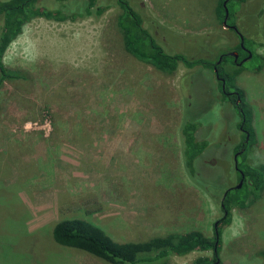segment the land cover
Wrapping results in <instances>:
<instances>
[{
	"label": "rangeland",
	"instance_id": "rangeland-1",
	"mask_svg": "<svg viewBox=\"0 0 264 264\" xmlns=\"http://www.w3.org/2000/svg\"><path fill=\"white\" fill-rule=\"evenodd\" d=\"M127 1L164 53L213 62L237 43L214 14L216 0ZM99 2L108 9L96 18L31 20L4 53V67L23 78L0 89V264H109L56 245L50 233L62 219L86 220L117 243L191 230L210 238L221 192L240 182L238 116L214 74L180 64L162 73L134 59L123 49L114 0ZM233 8L228 22L244 49L246 40L261 43L253 52L263 66L220 67L232 74L242 66L226 89L240 94L247 160L264 172V0ZM184 121L199 124L194 136L206 142L194 161L203 189L182 167ZM219 234L220 264H264V184L252 202L231 209ZM197 257L211 252L161 264Z\"/></svg>",
	"mask_w": 264,
	"mask_h": 264
},
{
	"label": "trees",
	"instance_id": "trees-1",
	"mask_svg": "<svg viewBox=\"0 0 264 264\" xmlns=\"http://www.w3.org/2000/svg\"><path fill=\"white\" fill-rule=\"evenodd\" d=\"M38 1L41 0H0V89L5 82L23 78L18 71L7 70L2 59L8 46L21 34L23 27L31 20L40 18L57 23L74 22L89 16L96 18L108 9V5L101 4L99 0H46L51 4L49 8L43 4L38 5ZM245 1L227 0L225 3L227 29L233 32L237 38L236 28L228 21L233 18L234 5L238 6V4ZM223 2L224 0H216L214 9V14L220 23H222L224 16ZM114 5L119 9L115 25L120 33L123 49L134 59L152 66L162 73L173 72L178 64L186 69L200 67L211 72L213 68L216 69L217 78H215V81L221 93V98L223 101L230 103L238 116L236 117V128L240 132L241 139L234 148V152L239 153L235 156L233 162L237 173V182L240 180L241 185L238 189L233 187L226 189L223 193L221 192L219 201L221 217L214 222L215 227L213 224L210 238L204 237L199 231L191 230L181 233L171 232L142 242L117 243L98 226L83 219L71 218L57 221L52 226L51 239L60 247L82 251L109 264H161L163 260L170 256H184L191 252L207 251L211 252L210 258L197 257L191 264H214L216 261L217 264H220L218 257L220 227L229 224L230 211L233 207L244 208L254 200L264 184V172L247 160V145L246 140L244 141L247 127L245 129L246 118L238 101V98L241 100L240 94L238 91L235 94H228L226 89V83L233 79L242 66L239 65V68L232 74L224 73L220 67V64L225 61L237 65L240 59L245 56L241 51L239 38L237 44L230 50V52H237L235 62L227 53L219 55V64H215L218 57L211 62L201 58L187 59L181 54H167L160 46L155 44L152 36L142 27L141 17L133 11L127 0H114ZM246 41L251 49H247L250 52V57L245 60H248L250 64V71L257 72L263 66V59L253 52V47L260 46L261 43L251 40ZM221 82H223L222 89H220ZM199 126L196 122L184 121L181 122L178 131L183 170L193 184L203 189V183L197 180L194 168L195 159L202 154L206 147L205 140L196 139L194 136ZM248 140H250L249 137ZM237 158H240V162H237ZM242 191L245 192V195L242 194ZM262 257L264 258V253H262Z\"/></svg>",
	"mask_w": 264,
	"mask_h": 264
},
{
	"label": "water",
	"instance_id": "water-1",
	"mask_svg": "<svg viewBox=\"0 0 264 264\" xmlns=\"http://www.w3.org/2000/svg\"><path fill=\"white\" fill-rule=\"evenodd\" d=\"M226 1L227 0H225L224 2H223V4H222V6H223V8H224V16H223V20H222V26L223 27H225V28H227L228 26L226 25V19H227V11H226V9H225V3H226ZM238 38H239V41H240V47H242V37L238 34ZM243 48V47H242ZM247 57H250V54L248 53V56ZM233 59H234V61H235V59H236V54L234 53L233 54ZM219 61V60H218ZM244 61V60H243ZM242 61V62H243ZM218 63V62H217ZM241 63V62H240ZM239 63V64H240ZM212 72H213V74H214V76H215V78H217V73H216V69H214L213 68V70H212ZM221 85H223V82H221ZM223 88V87H222ZM221 88V89H222ZM235 157V156H234ZM240 185H241V182H239V184L236 186V188L238 189V188H240ZM214 227H215V224H214ZM214 264H217V261L214 263Z\"/></svg>",
	"mask_w": 264,
	"mask_h": 264
},
{
	"label": "flooded vegetation",
	"instance_id": "flooded-vegetation-1",
	"mask_svg": "<svg viewBox=\"0 0 264 264\" xmlns=\"http://www.w3.org/2000/svg\"><path fill=\"white\" fill-rule=\"evenodd\" d=\"M237 39H238V38H237ZM236 44H237V43H236ZM236 44H235V45H236ZM239 45H240V43H239ZM240 48H241V51L245 54V56L241 58V61H240V62H242L243 60L245 61L246 58H249V57H247V56H248V53L250 54V52H249L247 49H244V48H242V47H240ZM234 52H235V51H233V52H228L227 55H230V56L233 58V54H234ZM236 53H237V52H236ZM236 53H235V54H236ZM218 60H220V56H218ZM236 60H237V54H236V59H235V61H236ZM235 61H234V62H235ZM218 62H219V61H218ZM240 62H239V63H240ZM234 159H235V158H234ZM234 159H233V160H234Z\"/></svg>",
	"mask_w": 264,
	"mask_h": 264
}]
</instances>
